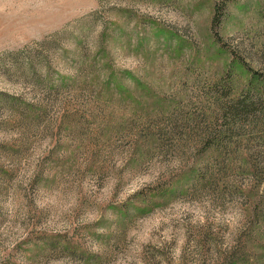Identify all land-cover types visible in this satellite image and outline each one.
<instances>
[{
	"label": "rangeland",
	"instance_id": "rangeland-1",
	"mask_svg": "<svg viewBox=\"0 0 264 264\" xmlns=\"http://www.w3.org/2000/svg\"><path fill=\"white\" fill-rule=\"evenodd\" d=\"M244 66L264 0H0V264H264V116L203 150Z\"/></svg>",
	"mask_w": 264,
	"mask_h": 264
},
{
	"label": "trees",
	"instance_id": "trees-1",
	"mask_svg": "<svg viewBox=\"0 0 264 264\" xmlns=\"http://www.w3.org/2000/svg\"><path fill=\"white\" fill-rule=\"evenodd\" d=\"M214 21L215 17L213 18V23ZM246 70L249 73L248 86L246 90L238 94L230 88L227 90H222V101L218 104V115L222 121V126L218 129L214 128L211 131L213 140H206L203 150L213 149L215 151H219L223 149L222 145H225L223 142L225 140V133L228 131L227 129L237 121L241 120V118L246 120L248 117H251V120H253L256 114L259 116H264V76H261L255 71H250L248 68H246ZM61 83V87H63L65 84L64 82ZM35 84V87H38L39 85L44 86L45 95L38 98L37 100L39 110L44 111L48 105V102L51 100L47 98H54L55 93L58 92L59 88L54 86L52 82L44 83V81L39 80L38 82H35ZM0 95L3 97L1 100L7 105L11 115H15L14 109L21 108L20 105L22 104L19 105V103H17L14 98H9V95L7 94L0 93ZM40 111L39 113H41ZM39 116L36 118H39ZM225 124L227 125L226 129ZM160 189L161 187L157 186L149 189V192H154L156 195H165L167 193L166 189Z\"/></svg>",
	"mask_w": 264,
	"mask_h": 264
}]
</instances>
